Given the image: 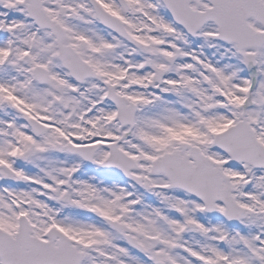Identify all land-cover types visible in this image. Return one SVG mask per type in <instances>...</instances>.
I'll use <instances>...</instances> for the list:
<instances>
[{
  "label": "snow or ice",
  "instance_id": "6c2138e0",
  "mask_svg": "<svg viewBox=\"0 0 264 264\" xmlns=\"http://www.w3.org/2000/svg\"><path fill=\"white\" fill-rule=\"evenodd\" d=\"M0 264H264V0H0Z\"/></svg>",
  "mask_w": 264,
  "mask_h": 264
}]
</instances>
